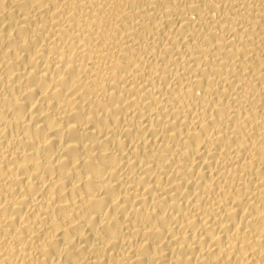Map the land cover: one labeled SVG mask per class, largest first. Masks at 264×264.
<instances>
[{"label":"bare ground","instance_id":"bare-ground-1","mask_svg":"<svg viewBox=\"0 0 264 264\" xmlns=\"http://www.w3.org/2000/svg\"><path fill=\"white\" fill-rule=\"evenodd\" d=\"M0 264H264V0H0Z\"/></svg>","mask_w":264,"mask_h":264}]
</instances>
